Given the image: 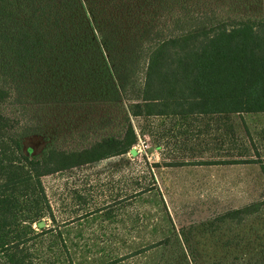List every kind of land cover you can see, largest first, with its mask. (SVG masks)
Listing matches in <instances>:
<instances>
[{"label": "trees", "instance_id": "16d2710c", "mask_svg": "<svg viewBox=\"0 0 264 264\" xmlns=\"http://www.w3.org/2000/svg\"><path fill=\"white\" fill-rule=\"evenodd\" d=\"M232 5L228 0H0L2 263L40 264L43 258L29 250L46 232L38 222L50 215L42 176L135 153L130 122L121 135L102 136L80 149L57 148L43 137L35 152L26 142L40 132L1 109L36 88L30 81L35 75L64 77L63 88L72 82L103 99L126 100L130 116L168 118L179 134L199 127L196 119L203 117L200 126L218 132L207 141L219 152L183 163L256 162L249 157L252 142L222 154L225 144L237 141L231 115L264 112V17L228 13ZM262 205L264 199L251 201L220 218L249 216Z\"/></svg>", "mask_w": 264, "mask_h": 264}, {"label": "rangeland", "instance_id": "374dc122", "mask_svg": "<svg viewBox=\"0 0 264 264\" xmlns=\"http://www.w3.org/2000/svg\"><path fill=\"white\" fill-rule=\"evenodd\" d=\"M231 1L228 13L264 17V0ZM63 78L35 75L30 81L37 89L1 106L40 132L26 142L35 152L43 137L57 148L80 149L102 136L121 135L127 122L137 141L133 154L41 177L50 215L41 220L46 232L29 247L43 257L40 264H264V205L239 219L220 218L264 199L260 165L183 163L219 152L214 141H207L218 132L202 128L203 117L196 119L199 127L179 134L168 118L130 116L126 100L103 99L72 82L63 88ZM240 116L243 124L231 115L237 141L225 144L222 154L241 150L245 126L255 139L252 155L264 156V114Z\"/></svg>", "mask_w": 264, "mask_h": 264}, {"label": "crops", "instance_id": "0c3cea01", "mask_svg": "<svg viewBox=\"0 0 264 264\" xmlns=\"http://www.w3.org/2000/svg\"><path fill=\"white\" fill-rule=\"evenodd\" d=\"M244 114H264V112H252V113H241V114H235L238 116V120L240 121V123H242L241 120V116L240 115H244ZM243 117V116H242ZM236 124V123H235ZM243 124V123H242ZM235 126V125H234ZM237 126V125H236ZM242 127V131L243 133V137H242V142L246 145L250 144V142H252V145L254 146L255 144V139L252 137L250 131L247 129V127ZM237 129V128H236ZM261 135L264 137V129L261 131ZM249 146V145H248ZM253 149H249V157L253 158L256 160V162H251V163H231V164H213V165H253V164H258L260 165L261 168L264 169V156H262L261 154L257 155H252L253 154ZM259 159V160H258ZM261 160V161H260Z\"/></svg>", "mask_w": 264, "mask_h": 264}, {"label": "water", "instance_id": "95a60500", "mask_svg": "<svg viewBox=\"0 0 264 264\" xmlns=\"http://www.w3.org/2000/svg\"><path fill=\"white\" fill-rule=\"evenodd\" d=\"M38 224H39V225H42V224H43V222H42V221H40V222H38Z\"/></svg>", "mask_w": 264, "mask_h": 264}]
</instances>
